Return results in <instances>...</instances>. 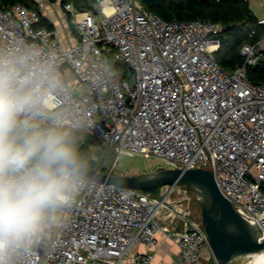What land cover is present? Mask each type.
Returning <instances> with one entry per match:
<instances>
[{
    "label": "built area",
    "instance_id": "1",
    "mask_svg": "<svg viewBox=\"0 0 264 264\" xmlns=\"http://www.w3.org/2000/svg\"><path fill=\"white\" fill-rule=\"evenodd\" d=\"M66 10L78 36L68 47L56 29L38 26L37 10L0 4V56L35 75L36 107L27 115L103 141L116 154L110 173L122 155L213 171L222 194L264 234V85L248 76L263 57L264 34L243 44L244 64L227 71L216 58L221 26L210 20H165L141 0ZM198 198L178 184L152 192L85 177L11 264H151L158 232L176 242L182 264H217L192 211Z\"/></svg>",
    "mask_w": 264,
    "mask_h": 264
},
{
    "label": "clouds",
    "instance_id": "2",
    "mask_svg": "<svg viewBox=\"0 0 264 264\" xmlns=\"http://www.w3.org/2000/svg\"><path fill=\"white\" fill-rule=\"evenodd\" d=\"M36 93L34 73L0 56V264H11L50 213L85 185V164L70 132L58 120L43 124L27 115Z\"/></svg>",
    "mask_w": 264,
    "mask_h": 264
},
{
    "label": "water",
    "instance_id": "3",
    "mask_svg": "<svg viewBox=\"0 0 264 264\" xmlns=\"http://www.w3.org/2000/svg\"><path fill=\"white\" fill-rule=\"evenodd\" d=\"M84 176L116 187L152 191L178 184L196 194L200 217L217 264L264 250V234L247 222L220 191L213 171L205 168H160L150 174H112L85 165Z\"/></svg>",
    "mask_w": 264,
    "mask_h": 264
},
{
    "label": "trees",
    "instance_id": "4",
    "mask_svg": "<svg viewBox=\"0 0 264 264\" xmlns=\"http://www.w3.org/2000/svg\"><path fill=\"white\" fill-rule=\"evenodd\" d=\"M51 3L60 2L63 8L71 4L76 10L90 9L97 0H47ZM146 9L154 11L165 20L177 19L187 22L191 20H210L221 26L219 33L220 50L216 58L220 65L227 71H232L244 64L240 54L245 43H256L259 36L264 34V25L258 23V18L249 7V2L242 0H141ZM4 9H9L16 4H22L38 12V3L34 0H0ZM68 21L71 26L72 18L67 11ZM38 26L55 29L47 20ZM253 32L256 35L252 36ZM262 59L248 69L249 80L256 85H264V50ZM119 65H117L118 67ZM123 70L126 67L121 66ZM87 166L92 162L80 156ZM95 167V166H94ZM102 171L106 172L105 169ZM158 189L152 190L157 192Z\"/></svg>",
    "mask_w": 264,
    "mask_h": 264
},
{
    "label": "rangeland",
    "instance_id": "5",
    "mask_svg": "<svg viewBox=\"0 0 264 264\" xmlns=\"http://www.w3.org/2000/svg\"><path fill=\"white\" fill-rule=\"evenodd\" d=\"M35 1V0H34ZM39 7V5H38ZM51 10L53 11V15L57 16L58 20H61V24L64 22L65 16V8L62 7L60 2L55 5H50ZM249 7L252 10L253 14L258 18H264V3L260 0H250ZM43 10L47 11L45 6L43 5ZM50 11L47 13L49 14ZM63 21V22H62ZM130 76V73L127 74ZM77 151L80 156L90 160L92 163V167L101 166V169H105L106 172L110 171V168L113 167V164L116 161V154L112 152L107 145L96 138L91 136H86V133L82 130H69ZM160 168H167L166 164L163 160L157 157H149L146 158L142 155L136 156H125L122 155L118 158L116 168L113 170V174H150ZM192 211L194 214L198 215L200 213V208L198 203L192 204ZM60 226V219L56 218L55 227L58 228ZM250 258L247 256L235 259L230 264H249Z\"/></svg>",
    "mask_w": 264,
    "mask_h": 264
},
{
    "label": "crops",
    "instance_id": "6",
    "mask_svg": "<svg viewBox=\"0 0 264 264\" xmlns=\"http://www.w3.org/2000/svg\"><path fill=\"white\" fill-rule=\"evenodd\" d=\"M38 5H39V14L41 17V21L47 20L50 22L54 28L59 32L61 42L65 47L70 46L74 42L78 40L77 33L75 31L74 25H70L68 21V16H67V10L65 14V20L63 24H61V20L57 19L56 15H53V11L51 10L50 5H55L56 3H51L47 0H35ZM43 5L47 9V11L43 10ZM48 11L49 14L47 13ZM157 240H158V247L153 251L154 252V260L151 264H182V262L178 259L177 254H178V246L176 242L172 238H167L163 232H158L157 233ZM135 251L144 253L146 251V248L142 245H138L135 247ZM201 263H205V258L203 257L201 259Z\"/></svg>",
    "mask_w": 264,
    "mask_h": 264
},
{
    "label": "bare ground",
    "instance_id": "7",
    "mask_svg": "<svg viewBox=\"0 0 264 264\" xmlns=\"http://www.w3.org/2000/svg\"><path fill=\"white\" fill-rule=\"evenodd\" d=\"M247 257L250 258L249 264H264V250L247 255Z\"/></svg>",
    "mask_w": 264,
    "mask_h": 264
}]
</instances>
